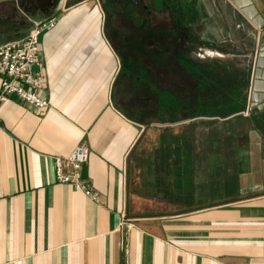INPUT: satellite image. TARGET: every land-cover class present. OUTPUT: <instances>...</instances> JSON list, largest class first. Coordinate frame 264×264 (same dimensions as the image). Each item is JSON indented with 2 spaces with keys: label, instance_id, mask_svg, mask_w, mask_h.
<instances>
[{
  "label": "crops",
  "instance_id": "1",
  "mask_svg": "<svg viewBox=\"0 0 264 264\" xmlns=\"http://www.w3.org/2000/svg\"><path fill=\"white\" fill-rule=\"evenodd\" d=\"M214 2L257 33L251 120L144 122L142 100L139 116L117 101L132 82L101 0H62L48 16L37 69L50 105L0 99V264H264V0ZM81 140L97 201L56 176L55 157Z\"/></svg>",
  "mask_w": 264,
  "mask_h": 264
},
{
  "label": "rangeland",
  "instance_id": "2",
  "mask_svg": "<svg viewBox=\"0 0 264 264\" xmlns=\"http://www.w3.org/2000/svg\"><path fill=\"white\" fill-rule=\"evenodd\" d=\"M61 1L62 0H0V33L5 30L13 32L14 36L7 39L8 41L26 36L30 32L35 20H41L48 17L50 14L59 12ZM109 1L110 0H101L105 13V6H109L108 8L112 7L110 11H115L116 3ZM140 2L142 3L141 0ZM166 3L169 5V9L181 18L183 24L188 29V31L185 30L183 32L187 37L185 40L186 49L182 54L177 56L181 59V63L190 61L200 67H207L206 70L211 77L206 78L213 79L215 85H217L215 89L218 93H224V88L230 89V92L226 93L225 97L218 93L212 94V92H210L208 94L207 92V97H209V95L215 96L213 101L210 102L215 107L206 112L197 113L196 115L191 114L194 113L193 110H189L191 113L187 112L188 114H185L186 112L184 113L183 111H185V109L188 110V107L183 106L181 100V118L179 121L175 120V122H188L193 121L195 118L204 121V117H227L230 122L236 121L237 117L240 119L243 116L245 120L246 118L250 119V117H247L243 112H247L248 95L253 83L255 52L258 41L255 30L249 23L242 19V17H238L236 13H233L232 10L228 9L226 11L225 8H221L223 15L226 17V24L224 18H222L219 10L215 6L214 0H167ZM218 5L221 7L220 3ZM120 11L121 8L119 12ZM116 15L117 14L114 13L110 14V17L114 19L113 27L115 29L119 27V21ZM115 23L116 26L114 25ZM115 32L116 36H118L121 34L122 30L118 28ZM124 32L128 36H134L133 39L136 38V34L139 33L136 29H130L129 27H125ZM6 38L7 37L0 36V44L6 42ZM125 45L127 44L119 48L121 49V53L119 52L120 55L124 53ZM142 49L143 48L139 46L136 47L135 44L127 45L125 49L126 55H129L127 63H130L129 61L132 60H138V65L144 69V63L141 62L143 60L142 57L144 58ZM176 63H178V61ZM131 69L132 73L136 72L135 69ZM142 73H144V70ZM155 75L156 77L153 78L156 82H154L157 85L156 87L159 86V88L167 89L174 97L181 99L184 96V98H186L188 93V97H191L193 95L192 93L195 91L193 83L196 77L178 78L176 75L174 76L170 70L167 73L160 71V74L157 72ZM175 80L176 83L174 84ZM122 83L123 85L121 86ZM197 84H199V81ZM202 85H204V83ZM117 89V101L120 103V106L129 107V104H135L136 96L140 95L142 98L141 100L144 102L145 114L146 111L151 113L155 109H158L156 106L157 99L154 97L155 95L148 92L144 93V90L138 91L141 92L140 94L136 93L138 89L133 86L131 87L127 79L126 81L118 83ZM218 95L224 98H217ZM138 104L137 107L140 108V103ZM153 105L156 108H153ZM148 113L146 114V119L151 116ZM152 116L154 117L152 123L156 126L161 125L162 119H157L155 115ZM261 132L264 135V127L261 129ZM148 147H151V143H149ZM137 152L136 181L137 183L142 182L144 184V138L140 141ZM229 152L231 153L232 151Z\"/></svg>",
  "mask_w": 264,
  "mask_h": 264
},
{
  "label": "trees",
  "instance_id": "3",
  "mask_svg": "<svg viewBox=\"0 0 264 264\" xmlns=\"http://www.w3.org/2000/svg\"><path fill=\"white\" fill-rule=\"evenodd\" d=\"M113 1L114 0H110L109 2ZM166 1L167 0H144V6H137L134 0H117V2H113L116 3L115 11H110V8L112 7L108 8L109 6H105L106 33L109 40L114 44L118 51L120 52L121 49L119 48L124 44H135L136 47L139 46L140 48H143L142 51L144 53V58L142 57L143 60L141 62L144 63V69L138 65V60H132L129 61L130 63H127L129 56L125 53L127 45L124 46V53L121 54V57L124 61V69H126L131 76L130 81L133 83L131 87L133 86L138 89L136 93L140 94L141 92L138 91H141L142 89L144 90V93L148 92L155 95L154 97L157 99V105H155L158 107V112L156 109V112L155 110L151 113L146 111V114L148 113L151 115L146 119V114L144 113V122L146 123H152L154 121L152 115H155L157 119H162V121H179L181 118V100L183 102L182 105L188 107V110L185 109V111H183L184 113L186 112L185 114H188L187 112L191 113L189 110H193L194 113L191 114L195 115L200 112H206L215 107L210 103L215 96L213 97V95H209V97H207V92L208 94L210 92H212V94L218 93L215 89L217 85H215L213 79L206 78L211 77L206 70L207 67H200L190 61L181 63V59L177 57L186 49L185 40L187 37L183 32L185 30L188 31V29L183 24L181 18L169 9V5H167ZM120 8L121 11L119 12ZM112 13L117 14L116 17H118L119 21V27H117V29L120 28L122 30L121 34L118 36H116L115 32L117 29L113 27L114 19L110 17V14ZM114 25L116 26V23ZM125 27L134 30L136 29V31L139 32L136 34L137 37L133 39L134 36H128L124 32ZM177 61L179 64L176 63ZM130 67L135 69L137 73H132ZM143 70L144 73H142ZM169 70L178 78L196 77L193 83L195 91L192 93L193 95L191 97H188V93L186 98L183 96L180 99L174 97V95L172 96L167 89L159 88V86L156 87L157 85L153 78L156 77L155 73L158 72V74H160V71L167 73ZM198 81L199 84H197ZM175 83L176 80L174 81V84ZM203 83L204 85H202ZM228 92H230V89L224 88V93L218 94L225 97V94ZM220 95H218L217 98H221L222 96ZM135 100L136 103L133 107L134 114L139 116L141 110L137 105L141 102V96H136ZM153 108L156 107L153 105Z\"/></svg>",
  "mask_w": 264,
  "mask_h": 264
},
{
  "label": "built area",
  "instance_id": "4",
  "mask_svg": "<svg viewBox=\"0 0 264 264\" xmlns=\"http://www.w3.org/2000/svg\"><path fill=\"white\" fill-rule=\"evenodd\" d=\"M56 23L55 16L35 20L26 36L0 44V72L3 74L1 100L15 96L36 109H45L50 105L44 91L45 77L37 66L40 63L41 35ZM89 157L88 143L85 140L79 141L69 153L55 157L56 176L58 181L72 184L97 201V191L82 176V167ZM65 164L72 168L71 172L64 170Z\"/></svg>",
  "mask_w": 264,
  "mask_h": 264
},
{
  "label": "flooded vegetation",
  "instance_id": "5",
  "mask_svg": "<svg viewBox=\"0 0 264 264\" xmlns=\"http://www.w3.org/2000/svg\"><path fill=\"white\" fill-rule=\"evenodd\" d=\"M134 1H135V4L136 5H142V6H144V3H143L144 0H141L143 4L140 2V0H134ZM113 2H117V0H114Z\"/></svg>",
  "mask_w": 264,
  "mask_h": 264
}]
</instances>
